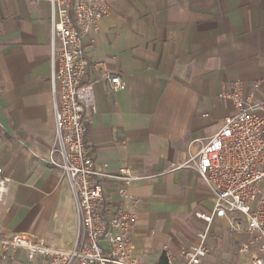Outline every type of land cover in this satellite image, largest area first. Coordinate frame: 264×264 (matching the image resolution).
Instances as JSON below:
<instances>
[{
	"label": "crops",
	"instance_id": "crops-1",
	"mask_svg": "<svg viewBox=\"0 0 264 264\" xmlns=\"http://www.w3.org/2000/svg\"><path fill=\"white\" fill-rule=\"evenodd\" d=\"M110 12L85 38V81H95L88 107L87 149L110 173L129 167L137 220L135 253L156 264L165 246L178 253L197 243L214 196L194 157L233 113L220 96L236 79L247 91L264 82V0H107ZM52 6L45 0H0V168L10 178L0 201V236L28 233L71 249L79 217L69 181L47 156L55 139L52 94ZM126 88L110 89L106 74ZM262 97V90L255 92ZM109 207L121 181L103 180ZM212 227V228H211ZM213 242L227 219L211 225ZM31 261L25 250L0 264Z\"/></svg>",
	"mask_w": 264,
	"mask_h": 264
},
{
	"label": "built area",
	"instance_id": "built-area-1",
	"mask_svg": "<svg viewBox=\"0 0 264 264\" xmlns=\"http://www.w3.org/2000/svg\"><path fill=\"white\" fill-rule=\"evenodd\" d=\"M52 6V94L55 139L47 156L50 165L67 177L79 217L75 246L64 249L28 233L0 236V258L14 259L25 250L37 264H145L135 253L132 240L137 220L133 182L140 178L129 167L110 173L97 165L87 149L88 107L95 103V81H85L89 63L85 38L96 33L99 21L110 12L107 0H45ZM113 92L126 88L119 76L106 74ZM262 90V97L255 92ZM220 96L229 101L233 113L184 164L197 169L214 196L213 209L197 213L205 228L197 243L183 245L178 253L165 246L168 264H206L210 227L227 219L229 228L249 239L239 252L247 264H264V82L254 81L247 91L236 79ZM120 179V202L109 207L105 178ZM10 178L0 168V201H5Z\"/></svg>",
	"mask_w": 264,
	"mask_h": 264
},
{
	"label": "rangeland",
	"instance_id": "rangeland-1",
	"mask_svg": "<svg viewBox=\"0 0 264 264\" xmlns=\"http://www.w3.org/2000/svg\"><path fill=\"white\" fill-rule=\"evenodd\" d=\"M212 228V227H211ZM210 228V233H211ZM204 229V227H203ZM203 229L197 231L200 232ZM220 233H236L232 229L228 228V230H224L221 228ZM231 236L225 235L222 237V242L219 240L213 242V251L212 256L213 259L210 260L208 264H247L248 258L245 254L239 252L241 243L243 241H247L249 236L243 235L240 236L239 242L232 241ZM7 262H2V264H6ZM23 264H32L27 259L23 262Z\"/></svg>",
	"mask_w": 264,
	"mask_h": 264
},
{
	"label": "trees",
	"instance_id": "trees-1",
	"mask_svg": "<svg viewBox=\"0 0 264 264\" xmlns=\"http://www.w3.org/2000/svg\"><path fill=\"white\" fill-rule=\"evenodd\" d=\"M156 264H168L165 255L161 256Z\"/></svg>",
	"mask_w": 264,
	"mask_h": 264
}]
</instances>
